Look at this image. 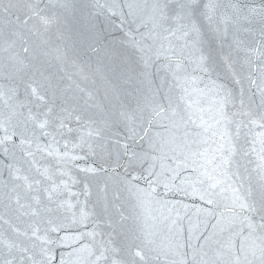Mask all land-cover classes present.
Instances as JSON below:
<instances>
[{
  "label": "water",
  "instance_id": "95a60500",
  "mask_svg": "<svg viewBox=\"0 0 264 264\" xmlns=\"http://www.w3.org/2000/svg\"><path fill=\"white\" fill-rule=\"evenodd\" d=\"M261 115L264 0H0V264H264Z\"/></svg>",
  "mask_w": 264,
  "mask_h": 264
},
{
  "label": "snow or ice",
  "instance_id": "6c2138e0",
  "mask_svg": "<svg viewBox=\"0 0 264 264\" xmlns=\"http://www.w3.org/2000/svg\"><path fill=\"white\" fill-rule=\"evenodd\" d=\"M183 11V9H182ZM32 15L36 16L39 23L42 25H47L49 23H51L50 19L44 15L41 14V11H33ZM28 19H31V16L28 17ZM25 23H27V20L24 21ZM25 52L28 51V48L25 47L23 49ZM43 86L40 84H37L36 87H33L31 89L32 91V95L40 102L42 103H46L45 100V93L41 92V88ZM51 111V109H49V112ZM46 115V114H45ZM30 119H36L34 117H29ZM260 121H264V115L260 116ZM252 123H258L256 120H253ZM49 124V120L48 119H43V120H39L38 122V127L40 128H45L47 127V125ZM61 126H63V123L61 122ZM259 127L264 128V123H259ZM262 144V148L261 151H264V140L261 141ZM253 151H255V149H253ZM209 203H211V201H209ZM241 209L243 210H251L253 212H257L260 211L262 213H264V193L260 194V208H256L254 206V204H248V203H242L240 204ZM260 220L261 223L256 224V223H249L248 227L255 232L257 229H260L261 231H264V214H261L260 216ZM117 250L116 249H112V252L115 253ZM261 255L264 256V249H261ZM132 261L131 264H135V260L138 259L140 261H143L145 259V254L143 253V250H137L134 253H132ZM98 259H109L108 256H105L104 252L100 253V256L98 257ZM112 264H124V262L122 260L116 259V258H112Z\"/></svg>",
  "mask_w": 264,
  "mask_h": 264
}]
</instances>
